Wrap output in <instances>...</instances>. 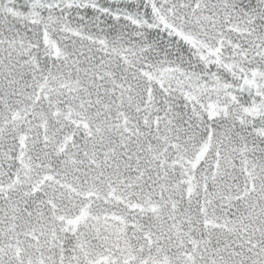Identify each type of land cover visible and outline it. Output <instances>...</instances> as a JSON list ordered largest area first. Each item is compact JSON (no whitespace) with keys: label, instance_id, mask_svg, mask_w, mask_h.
Segmentation results:
<instances>
[{"label":"snow or ice","instance_id":"1","mask_svg":"<svg viewBox=\"0 0 264 264\" xmlns=\"http://www.w3.org/2000/svg\"><path fill=\"white\" fill-rule=\"evenodd\" d=\"M0 264H264V0H0Z\"/></svg>","mask_w":264,"mask_h":264}]
</instances>
